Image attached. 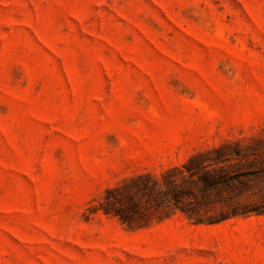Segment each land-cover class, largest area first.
<instances>
[{
	"label": "rangeland",
	"instance_id": "374dc122",
	"mask_svg": "<svg viewBox=\"0 0 264 264\" xmlns=\"http://www.w3.org/2000/svg\"><path fill=\"white\" fill-rule=\"evenodd\" d=\"M201 153L200 223L90 210ZM0 264H264V0H0Z\"/></svg>",
	"mask_w": 264,
	"mask_h": 264
},
{
	"label": "trees",
	"instance_id": "16d2710c",
	"mask_svg": "<svg viewBox=\"0 0 264 264\" xmlns=\"http://www.w3.org/2000/svg\"><path fill=\"white\" fill-rule=\"evenodd\" d=\"M229 147L227 144L221 148ZM221 148L215 149L214 153L219 154L223 150ZM205 155L198 154L188 164L164 171L161 179L150 173L126 179L122 185L106 189L99 206L90 210L96 209L116 217L129 228L147 226L155 211H180L193 223H200L202 219L198 207L208 200L210 193L219 191L229 183V177L223 173L213 175L221 172L222 168L211 167L222 160L215 158L211 162L206 161ZM185 184L197 187L204 199L200 202L191 189L184 188Z\"/></svg>",
	"mask_w": 264,
	"mask_h": 264
}]
</instances>
